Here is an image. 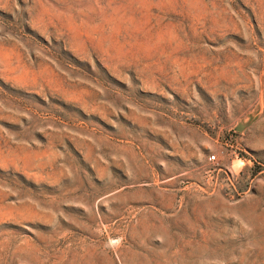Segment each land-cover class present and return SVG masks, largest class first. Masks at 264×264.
<instances>
[{"label": "rangeland", "instance_id": "374dc122", "mask_svg": "<svg viewBox=\"0 0 264 264\" xmlns=\"http://www.w3.org/2000/svg\"><path fill=\"white\" fill-rule=\"evenodd\" d=\"M0 264H264V0H0Z\"/></svg>", "mask_w": 264, "mask_h": 264}, {"label": "built area", "instance_id": "2783aa9c", "mask_svg": "<svg viewBox=\"0 0 264 264\" xmlns=\"http://www.w3.org/2000/svg\"><path fill=\"white\" fill-rule=\"evenodd\" d=\"M214 158H215L214 156H211V157H210V160H213Z\"/></svg>", "mask_w": 264, "mask_h": 264}]
</instances>
